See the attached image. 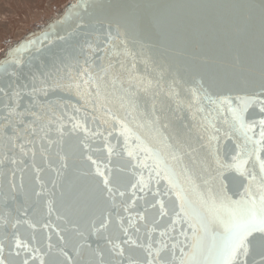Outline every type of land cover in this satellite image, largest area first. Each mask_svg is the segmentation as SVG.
Returning a JSON list of instances; mask_svg holds the SVG:
<instances>
[{
	"label": "water",
	"instance_id": "1",
	"mask_svg": "<svg viewBox=\"0 0 264 264\" xmlns=\"http://www.w3.org/2000/svg\"><path fill=\"white\" fill-rule=\"evenodd\" d=\"M259 2L69 0L0 51V257H15L18 239L24 247L15 259L29 264H160L173 255L178 264L191 232L177 215V193L196 201L205 180L214 187L223 181L239 199L262 175L218 107L225 95L259 91V21L246 24L233 7ZM249 69L255 83L236 82ZM97 77L104 90L87 105L56 87L79 83L94 92ZM154 107L156 123L145 115ZM29 110L43 119L31 125L25 118L18 147L6 151L5 129L11 134L9 122ZM245 119L259 139V103ZM177 130L183 150L175 146ZM8 157L18 163L5 164ZM241 160L244 175L234 167ZM247 259L260 264L259 249L251 247Z\"/></svg>",
	"mask_w": 264,
	"mask_h": 264
},
{
	"label": "snow or ice",
	"instance_id": "2",
	"mask_svg": "<svg viewBox=\"0 0 264 264\" xmlns=\"http://www.w3.org/2000/svg\"><path fill=\"white\" fill-rule=\"evenodd\" d=\"M239 9V15L244 19L246 24L254 26L257 18L262 39H264V0H260L259 4L251 5H238L233 6ZM47 39V36H45ZM35 43V42H33ZM43 43V41H41ZM253 70L249 69V75L240 78L238 81L241 85L254 84L255 80L252 76ZM85 74H87L85 72ZM77 77H72L75 81ZM56 87L64 88L69 92H74L84 104L89 103V98L95 103L100 98V92L104 90V84L97 77V87L94 92L82 91V85L79 83L56 84ZM259 91L249 96H223L218 101V107L222 114L223 122L228 124L231 128L238 130L244 138V145L240 146L246 149V154L250 160L256 155L259 161L260 175L255 187L251 183L244 188L242 193H239V199H233L232 195L228 194L226 186L223 181L220 182L218 187H214L208 180L204 181L205 190L202 192L196 201L187 198L184 195L177 193L179 199V212L178 216L187 223V227L191 232V242L186 245L190 249L189 252L183 253L179 258L178 264H248V256L251 247L259 249L261 253V262L264 264V159H260L258 153H264V119L259 120V139H253L252 133L254 125L250 124L245 119V113L253 104H260V112L264 113V58L261 60L259 69ZM148 89H145L147 91ZM47 95V93H45ZM195 96L196 93L192 92ZM209 102L216 103L211 100V97H206ZM51 107V105H49ZM78 111L79 109H74ZM157 110L153 109L151 114H145L153 123L160 121V117L156 114ZM227 114H230V121L227 119ZM19 119L16 122H9L11 134L5 129V148L6 151L12 152L15 147L13 141L20 136V125L25 123V118H33L31 125L37 124L38 121L43 119V115H37L36 112L26 111L19 113ZM7 119V118H6ZM31 125L29 130H32ZM81 127L79 123L73 125V130ZM169 126L162 123V130L168 132V135L173 136L172 132L168 131ZM87 131V129H83ZM43 131V129H41ZM190 131V129L188 130ZM217 131H219L217 129ZM184 133L179 130L175 132V146L183 150L186 140L183 139ZM32 143V141H28ZM191 148V144H188ZM204 147L203 144L200 145ZM23 150V149H21ZM196 151V149H193ZM131 156L132 153H129ZM188 155V153H185ZM92 159L91 156L88 157ZM18 163L17 160L8 157L4 163ZM94 162V161H93ZM195 163V161H193ZM215 163H219L216 160ZM246 160H241L234 165L236 170L244 175V165ZM212 161H208L207 168L204 169L207 175H211ZM98 174L104 177L103 172ZM246 179L249 181L256 180V176L252 172H248ZM109 181L104 179V186L107 189L108 196H113L112 189L108 187ZM135 187V186H134ZM235 194V193H234ZM123 195V193H121ZM172 210H176V204L173 202ZM187 238V233H183ZM24 245L20 240L15 241V257H20ZM4 251V245L0 244V253ZM15 257L5 260L0 257V264H29L27 258H22L20 261ZM147 264H154L153 260H148ZM160 264H177L174 258L168 260H161Z\"/></svg>",
	"mask_w": 264,
	"mask_h": 264
},
{
	"label": "rangeland",
	"instance_id": "3",
	"mask_svg": "<svg viewBox=\"0 0 264 264\" xmlns=\"http://www.w3.org/2000/svg\"><path fill=\"white\" fill-rule=\"evenodd\" d=\"M69 0H0V51Z\"/></svg>",
	"mask_w": 264,
	"mask_h": 264
}]
</instances>
